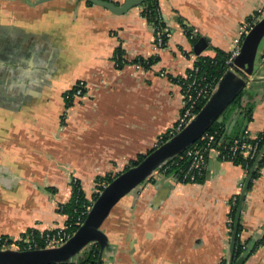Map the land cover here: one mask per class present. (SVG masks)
Returning <instances> with one entry per match:
<instances>
[{
  "label": "crops",
  "instance_id": "1",
  "mask_svg": "<svg viewBox=\"0 0 264 264\" xmlns=\"http://www.w3.org/2000/svg\"><path fill=\"white\" fill-rule=\"evenodd\" d=\"M39 1L0 0V237L65 227L59 206L71 198L72 180L90 200L96 178L122 172L176 124L182 87L172 79L194 65L183 26L206 38L201 56L212 58L215 48L236 51L238 27L264 9V0H158L171 33L158 50L140 6L117 16L85 0ZM119 47L126 65L118 69ZM155 56L149 70H135L134 59ZM78 82L84 96L65 108ZM247 82L253 88L240 106L253 105L252 118L246 121L241 109L220 117L222 143L240 136L245 121L252 139L264 129V62ZM217 151L207 152L202 182L158 175L123 198L103 226L113 251L101 264L226 260L228 202L246 176ZM241 221L254 238L264 231V168L247 192ZM244 264H264V247Z\"/></svg>",
  "mask_w": 264,
  "mask_h": 264
},
{
  "label": "water",
  "instance_id": "2",
  "mask_svg": "<svg viewBox=\"0 0 264 264\" xmlns=\"http://www.w3.org/2000/svg\"><path fill=\"white\" fill-rule=\"evenodd\" d=\"M46 1L49 0H40L39 2ZM85 1L91 5L104 8L113 15L121 16L149 0H123L120 4L106 0ZM263 42L264 16L245 35L240 44L238 54L233 59L231 68L227 69L218 80L215 90L194 118L180 132L148 154L139 164L123 171L108 183L92 203L82 225L65 243L55 248L28 251L0 249V264L80 263L84 258L83 252L91 246L98 247L97 264H101L103 254L112 253L113 251V247L102 229L112 209L123 198L136 195L140 186L149 180L155 172L182 155L185 150L195 144L212 124L218 121L240 93L253 88L251 86L247 87V78L251 77L264 62ZM207 46L206 38L199 37L192 46V51L198 57L206 50ZM246 126L247 122L245 121L240 138L243 137ZM262 154H264V145L241 187L226 264H244L247 259L246 255H242L239 259L233 261L236 229L253 172Z\"/></svg>",
  "mask_w": 264,
  "mask_h": 264
},
{
  "label": "trees",
  "instance_id": "3",
  "mask_svg": "<svg viewBox=\"0 0 264 264\" xmlns=\"http://www.w3.org/2000/svg\"><path fill=\"white\" fill-rule=\"evenodd\" d=\"M109 1V0H106ZM113 2V1H111ZM116 3V2H114ZM89 4V3H88ZM118 4V3H116ZM91 5V4H89ZM141 10V16L146 20V22L150 25L152 28L153 32L155 33L157 30L160 29H168L169 27L162 16L159 7H158V0H149L145 3H143L140 6ZM259 14H255L252 18H249L247 22H252L257 20V18H260ZM184 32L189 39V42L191 44H195L196 41L198 40V36H196L193 31L186 27L183 26ZM170 31V30H169ZM164 39V47H166L168 39L163 37ZM215 56L210 58V57H203V56H198L197 57V62L195 63L196 66L200 68V70L204 73H206L209 76L214 77L217 81L222 77V75L227 71V69L231 68V66H228L226 64L227 60L231 56L230 53H226L224 51H221L219 49H213ZM124 52L121 50V48H116L114 51L113 55V60L115 61V64L117 68H122L124 65H126V60L123 59ZM158 62V57H150L148 59H143V58H136L132 61L133 64L139 63L142 65L144 70H149L154 64ZM238 72V71H237ZM239 73V72H238ZM175 82L181 83V80L178 81L177 79H172ZM75 87H72L69 91H72ZM72 92H68L66 95L65 100V108H69L72 106L73 101L70 98ZM244 93H240L235 100L230 104V106L225 110V112L221 115V117L225 116L228 112L231 110H240L241 109V114L243 115V118L246 119V121H250L252 118V113H253V105L241 107V100L243 97ZM206 99L202 100L199 105L197 106L196 113L199 112V110L202 108ZM208 133L212 132H217V140L218 142L221 141V138L223 136V124L218 123L216 121L215 123L212 124V126L208 129ZM167 133V132H166ZM166 133L162 134L165 135L163 142L165 143L166 141L169 140V137L166 136ZM161 136V135H160ZM235 139L240 140L241 144L246 143L249 145H255L257 144L258 148V154L256 158L250 159L249 156L244 157L242 154L237 153V155L234 157L233 161L231 162L237 167H240L242 170H244L245 175L248 174L252 166L254 165L263 145H264V129L262 132H260L257 136L256 139H252L248 135H244L243 137L240 138V136L236 137ZM234 139V140H235ZM230 145L233 143V140L229 142ZM225 144V143H224ZM228 144V143H227ZM156 147H153L150 151L146 152L145 154H140L137 155L134 160L129 161L128 165L124 168L123 171L128 170L129 168L136 166L139 164L148 154H150L153 150H155ZM207 156V153H206ZM169 168L167 171L166 175H175L176 177H181L182 173L185 171L187 167V161L184 158V154L180 155L179 157L175 158L173 161L168 163ZM264 168V154L259 158L256 168L253 172L252 175V180L249 184L248 191L251 190L252 185L256 179L259 178L262 169ZM122 171V172H123ZM120 172V173H122ZM120 173H117L115 175H106L104 177H98L96 178V188H97V193L93 194L92 198L89 200L83 190L80 187V184L76 180L71 181V186H72V194L71 198L68 203L59 206V211L61 214L67 216V221H66V229L70 234H73L78 227L75 226V218L76 214L75 211L80 208L81 205L83 204H88L91 205L96 198L98 197L99 193L104 189V186L110 183L115 177H117ZM203 176L198 177L196 182H202ZM245 179V178H244ZM153 180V179H152ZM236 197V203H232V199ZM239 203V195L233 196L229 202V210L227 213V221H226V226H227V234L228 238L230 241L231 234L234 228V219H235V214L237 210V206ZM116 208V206L112 209V211ZM111 211V212H112ZM107 220V219H106ZM105 220V222H106ZM104 222V224H105ZM103 224V226H104ZM102 226V229H103ZM33 231L35 235L38 233L35 230H29ZM28 231V232H29ZM261 247H264V231L262 234H260L257 238H254L253 235H250L247 233L246 229L244 228L241 217L238 222V226L236 229V237H235V243H234V251H233V261H236L239 259L242 255H246L247 258L251 257L258 249ZM98 254H99V249L97 246H91L86 249L84 253V258L80 263H69V264H97L98 260ZM221 264H226V260H222Z\"/></svg>",
  "mask_w": 264,
  "mask_h": 264
},
{
  "label": "built area",
  "instance_id": "4",
  "mask_svg": "<svg viewBox=\"0 0 264 264\" xmlns=\"http://www.w3.org/2000/svg\"><path fill=\"white\" fill-rule=\"evenodd\" d=\"M141 11V10H140ZM257 14L260 16H264V9L258 10ZM261 18V17H260ZM260 18L252 22L242 23L238 27V37L237 44L238 47L236 51L231 53V56L227 60L226 64L228 66H232L233 59L237 56L240 44L248 33V31L253 27V25L259 21ZM170 31L168 29H160L154 33V47L158 50L164 49V39H169ZM190 58L194 61L193 67L186 73V75L181 79V87H182V111L180 116L176 122V124L167 131L166 136L172 138L178 132H180L188 122L194 118L196 113L197 106L199 103L210 97L213 91L216 88L217 80L202 72L198 66L195 65L197 62V57L193 54L190 55ZM123 59L124 56H123ZM115 63V61H114ZM136 71L144 70L142 65L139 63L133 64ZM160 77H164V74L161 73ZM74 89L70 95L72 101L81 99L84 96L85 85L83 82H78L74 85ZM247 134L244 132V135ZM165 135H161L158 137L154 147L158 148L164 142ZM256 139V137L254 138ZM215 146H218V157L221 161L232 162L237 153L242 154L244 157L249 156L250 159L256 158L258 154L257 144L249 145L246 143L240 142V140H233V143L224 144L222 142H218L217 140V132L212 133H204L201 138L189 147L187 150L183 152L184 158L187 161V167L185 171L182 173L181 177H176L172 175V178L183 184H193L196 183L198 177L203 175V172L206 167L207 157L206 153L213 149ZM169 165L163 166L157 172H155L150 179H155L158 175H166L168 171ZM246 176V175H245ZM245 178V177H244ZM244 181V180H243ZM243 181L240 185L242 187ZM106 186V185H105ZM104 186V187H105ZM232 203H236V197L232 199ZM92 205V204H91ZM91 205L83 204L79 209L75 211V226L78 228L84 222ZM73 234H70L66 226L61 229H54L50 231L38 232L36 235L33 231H29L22 236L17 238H9V237H0V249H14L18 251H28V250H37L44 248H55L59 247L63 243H65ZM69 264V263H65Z\"/></svg>",
  "mask_w": 264,
  "mask_h": 264
},
{
  "label": "rangeland",
  "instance_id": "5",
  "mask_svg": "<svg viewBox=\"0 0 264 264\" xmlns=\"http://www.w3.org/2000/svg\"><path fill=\"white\" fill-rule=\"evenodd\" d=\"M97 189V188H96ZM98 191V190H97ZM94 193H97V192H94ZM108 219V218H107Z\"/></svg>",
  "mask_w": 264,
  "mask_h": 264
}]
</instances>
